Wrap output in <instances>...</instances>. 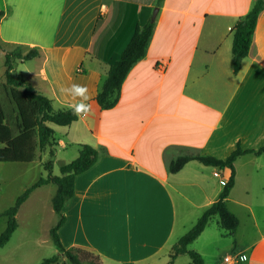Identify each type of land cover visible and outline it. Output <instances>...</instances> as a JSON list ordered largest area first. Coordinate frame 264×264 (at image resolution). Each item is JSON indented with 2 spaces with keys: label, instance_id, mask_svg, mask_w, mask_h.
<instances>
[{
  "label": "crops",
  "instance_id": "0c3cea01",
  "mask_svg": "<svg viewBox=\"0 0 264 264\" xmlns=\"http://www.w3.org/2000/svg\"><path fill=\"white\" fill-rule=\"evenodd\" d=\"M254 2L0 0V40L39 51L17 61L14 71L55 109L78 100L63 88L79 83L89 90L91 111L68 126L76 123L71 141L83 143L74 139L77 132L88 136L98 157L76 175L74 195L62 208L66 219L58 231L66 248H90L102 264H163L189 230L184 216L198 219L222 190L214 172L229 175L227 168H208L197 160L172 173L170 161L196 154L225 158L238 142L242 148L264 146V8L236 73L232 39L225 42ZM155 7L145 55L127 73L117 103L101 109L94 97L110 65ZM262 155L237 157L226 198L239 224L225 233L233 237L235 252L246 255L238 264H264ZM193 250L203 257V249Z\"/></svg>",
  "mask_w": 264,
  "mask_h": 264
},
{
  "label": "trees",
  "instance_id": "16d2710c",
  "mask_svg": "<svg viewBox=\"0 0 264 264\" xmlns=\"http://www.w3.org/2000/svg\"><path fill=\"white\" fill-rule=\"evenodd\" d=\"M263 8L264 0H255L249 12L241 17L234 26L231 47V68L233 73L239 70L241 60L249 52L254 29ZM2 15L3 11L0 10V18ZM154 26L155 22L151 20L144 25L137 24L127 45L119 57L110 65L107 76L94 97L101 109L111 108L117 103L118 92L127 73L133 64L146 53ZM0 49L4 51L3 65L6 93L16 109L15 122L12 125L8 121L7 113L0 103V161L31 162L34 158L36 146L40 150L47 149L50 155L53 156L54 147L58 145V138L49 123L58 126H68L76 121L78 117L67 107L55 109L51 99L35 91L33 85L21 73L14 71L17 61L29 60L39 55L36 47L6 44L0 40ZM247 153L264 154V146L258 149L242 148L238 142L235 149L225 158L196 154L180 155L170 161L169 171L172 173L179 171L188 161L197 160L204 165H210L218 169L227 168L229 169V175L217 199L203 210L195 224L172 246L170 258L166 264H171L175 257L181 253L188 254L190 264H204L201 254L195 250L188 249V245L202 233L212 217L217 216L220 227L228 233H232L237 228L239 219L228 209L226 198L234 185V162L237 157ZM97 157L98 151L95 147L81 144L78 156L74 160L60 165V175L53 176L49 173L47 177H40L34 185L25 189L18 196L14 205L3 212L7 221L5 229L0 234V247L10 239L15 231L17 227L15 215L19 206L26 200L30 192L39 185L52 182L56 185V192L52 197L51 204L53 211L58 216V220L50 228L49 233L58 248V253L45 258L40 264L57 262L59 253L72 264H102L100 255L90 248H88V252L81 247L66 248L61 242L58 231L66 219L62 208L75 192L76 175L89 169L96 162ZM50 167L51 161H48L45 164V168L50 169ZM92 252L95 254L93 255ZM80 253L85 257L89 253L94 256V259L87 260L82 258Z\"/></svg>",
  "mask_w": 264,
  "mask_h": 264
},
{
  "label": "rangeland",
  "instance_id": "374dc122",
  "mask_svg": "<svg viewBox=\"0 0 264 264\" xmlns=\"http://www.w3.org/2000/svg\"><path fill=\"white\" fill-rule=\"evenodd\" d=\"M206 34L207 31L204 29L201 40L204 39V35ZM227 35L228 37L225 42L231 43L232 32H227ZM3 63L4 56L0 53V103L7 113L8 121L13 125L16 117V109L6 93ZM191 81L193 80L190 77L188 84H190ZM75 124L76 123H74L72 127L75 126ZM49 126L54 130L55 134L61 137L65 142L63 146H59L58 144L54 147L53 156L50 155L47 149L40 150L36 146L34 149V158L31 162L0 161V234L5 229L7 221L3 212L14 205L18 196H20L25 189L34 185L40 177H47L49 173L53 176L60 175V165L74 160L79 154L81 144L89 143L88 145H90L93 143L91 138L77 131V138L74 139L82 140L83 143H79L76 140L71 141L70 135H72L73 132L71 129L72 127L58 126L53 123H49ZM68 130H70V132H66ZM48 161H51L50 169L45 168V164ZM263 161L264 155H262V162ZM205 166L213 168V166L210 165ZM216 170H218V168H216ZM213 181L218 184L217 178H214ZM216 186L221 189L223 188V185ZM55 192L56 185L52 182L39 185L30 192L26 200L19 206L15 215L17 227L10 239L0 247V264H40L45 258L58 253V248L52 241L49 233L50 228L53 227L58 220V216L53 211L51 204ZM196 217L197 216L194 215L191 219H187V217L184 216V221H186L185 226L190 229L196 222ZM225 232L226 231L222 229L218 223V217L214 216L209 220L203 235H201L197 241L189 244L188 249H203L202 258L204 264H224L223 258L226 255L233 254V251L235 252L233 249L234 239ZM74 247H81L84 248L83 250H87L86 252L89 251L88 248L84 246ZM80 254L82 258L93 260V255L95 253L92 252V256L88 253L86 257L83 256L82 253ZM167 255L163 264H166L170 258ZM173 262L174 264H189V256L187 253H182L178 255ZM173 262L171 264H173ZM51 264L72 263L59 253L58 261Z\"/></svg>",
  "mask_w": 264,
  "mask_h": 264
},
{
  "label": "clouds",
  "instance_id": "9594fccd",
  "mask_svg": "<svg viewBox=\"0 0 264 264\" xmlns=\"http://www.w3.org/2000/svg\"><path fill=\"white\" fill-rule=\"evenodd\" d=\"M62 92L70 95L74 100L78 98L75 103L65 106L77 117L87 115L91 111V104L88 103L90 99L89 90L86 85L73 83L69 87L63 88Z\"/></svg>",
  "mask_w": 264,
  "mask_h": 264
},
{
  "label": "built area",
  "instance_id": "2783aa9c",
  "mask_svg": "<svg viewBox=\"0 0 264 264\" xmlns=\"http://www.w3.org/2000/svg\"><path fill=\"white\" fill-rule=\"evenodd\" d=\"M214 174L216 176L220 177V184L225 185L227 182V179L224 178L219 174L218 171H215ZM246 259V255L242 252H233V254L226 255L223 258L224 264H238L239 262L243 261Z\"/></svg>",
  "mask_w": 264,
  "mask_h": 264
},
{
  "label": "water",
  "instance_id": "95a60500",
  "mask_svg": "<svg viewBox=\"0 0 264 264\" xmlns=\"http://www.w3.org/2000/svg\"><path fill=\"white\" fill-rule=\"evenodd\" d=\"M157 11H158V8L155 7L154 10H153V13H152V15H151V18H150L151 21H154V19H155V17H156V14H157Z\"/></svg>",
  "mask_w": 264,
  "mask_h": 264
}]
</instances>
